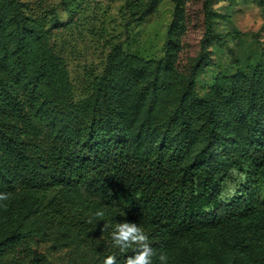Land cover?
<instances>
[{"label": "trees", "instance_id": "16d2710c", "mask_svg": "<svg viewBox=\"0 0 264 264\" xmlns=\"http://www.w3.org/2000/svg\"><path fill=\"white\" fill-rule=\"evenodd\" d=\"M58 23L0 0V264H56L28 244L50 230L72 246L67 264H124L135 246L110 235L124 221L148 235L153 264H264V61L231 57L202 95L204 44L178 73L173 54L113 47L79 98L51 41Z\"/></svg>", "mask_w": 264, "mask_h": 264}, {"label": "rangeland", "instance_id": "374dc122", "mask_svg": "<svg viewBox=\"0 0 264 264\" xmlns=\"http://www.w3.org/2000/svg\"><path fill=\"white\" fill-rule=\"evenodd\" d=\"M59 18L51 41L67 61L76 95L82 98L100 76L113 47L145 58L171 57L175 71L189 69L206 46L207 64L196 89L210 94L215 76L231 57L244 66L264 61V5L259 0H159L141 16L149 0H23ZM54 12V13H53ZM211 25L221 38L207 35ZM163 110L161 115H167ZM0 215V235L4 231ZM58 233L32 237L29 246L56 264H67L72 246H57ZM214 263L223 257H213ZM188 264H202L192 261Z\"/></svg>", "mask_w": 264, "mask_h": 264}, {"label": "clouds", "instance_id": "9594fccd", "mask_svg": "<svg viewBox=\"0 0 264 264\" xmlns=\"http://www.w3.org/2000/svg\"><path fill=\"white\" fill-rule=\"evenodd\" d=\"M7 198V194L0 193V201ZM96 216L103 217V211H97ZM107 227L108 225L105 224L102 231ZM110 235L113 245L121 251L135 246V254L128 256L124 264H153L155 251L149 244L148 235L138 224L127 221L119 222L115 225ZM167 259L166 255L161 254L159 256L160 264H167ZM103 264H117V259L115 256L109 255L105 258Z\"/></svg>", "mask_w": 264, "mask_h": 264}]
</instances>
